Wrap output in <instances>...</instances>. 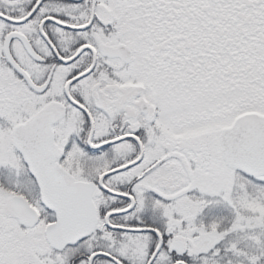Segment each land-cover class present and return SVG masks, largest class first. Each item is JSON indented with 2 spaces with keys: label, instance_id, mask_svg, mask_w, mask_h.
<instances>
[{
  "label": "snow or ice",
  "instance_id": "1",
  "mask_svg": "<svg viewBox=\"0 0 264 264\" xmlns=\"http://www.w3.org/2000/svg\"><path fill=\"white\" fill-rule=\"evenodd\" d=\"M0 264H264V0H0Z\"/></svg>",
  "mask_w": 264,
  "mask_h": 264
}]
</instances>
